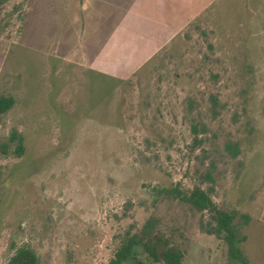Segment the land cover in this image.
I'll return each instance as SVG.
<instances>
[{"label": "rangeland", "instance_id": "rangeland-1", "mask_svg": "<svg viewBox=\"0 0 264 264\" xmlns=\"http://www.w3.org/2000/svg\"><path fill=\"white\" fill-rule=\"evenodd\" d=\"M0 94L25 142L0 152V264H109L150 218L182 264H236L158 193L196 186L264 264V0H0Z\"/></svg>", "mask_w": 264, "mask_h": 264}, {"label": "trees", "instance_id": "trees-1", "mask_svg": "<svg viewBox=\"0 0 264 264\" xmlns=\"http://www.w3.org/2000/svg\"><path fill=\"white\" fill-rule=\"evenodd\" d=\"M12 94H0V117L15 105ZM25 151L24 136L16 128H12L8 137L0 142V152L12 154L16 158L22 157ZM2 170L0 168V179ZM158 193L188 204L200 213L209 215L208 227L205 231L223 239L227 247V255L231 262L249 264L245 257L241 243L244 237L240 235V223L236 221L235 211L219 208L213 201L209 191L196 186L183 192L178 187L161 189ZM202 225V224H201ZM155 221L148 219L138 232L126 233L116 248L109 264H182L183 251L175 245L164 242L155 233ZM145 256L146 259H142ZM3 264H39V257L35 250L23 245L18 247Z\"/></svg>", "mask_w": 264, "mask_h": 264}]
</instances>
